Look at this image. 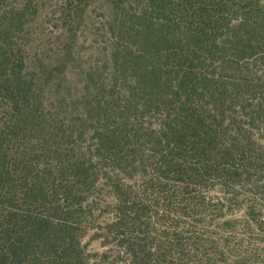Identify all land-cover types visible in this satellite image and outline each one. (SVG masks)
<instances>
[{"label": "trees", "instance_id": "obj_1", "mask_svg": "<svg viewBox=\"0 0 264 264\" xmlns=\"http://www.w3.org/2000/svg\"><path fill=\"white\" fill-rule=\"evenodd\" d=\"M0 264H264V0H0Z\"/></svg>", "mask_w": 264, "mask_h": 264}, {"label": "rangeland", "instance_id": "obj_2", "mask_svg": "<svg viewBox=\"0 0 264 264\" xmlns=\"http://www.w3.org/2000/svg\"><path fill=\"white\" fill-rule=\"evenodd\" d=\"M11 1V0H9ZM46 18H44V14L39 16L34 23L33 29V44L37 45L38 50L44 48L43 44L47 37H49V33L51 28L44 22ZM47 21V20H46ZM35 51V47L32 52ZM83 244L87 248L90 253L101 252L103 248L100 245V242L93 237V233L89 232L83 239Z\"/></svg>", "mask_w": 264, "mask_h": 264}]
</instances>
